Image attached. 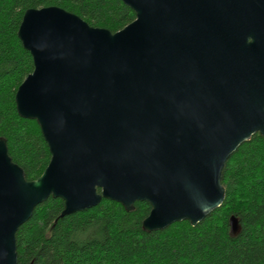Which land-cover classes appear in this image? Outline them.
Here are the masks:
<instances>
[{
  "label": "water",
  "instance_id": "95a60500",
  "mask_svg": "<svg viewBox=\"0 0 264 264\" xmlns=\"http://www.w3.org/2000/svg\"><path fill=\"white\" fill-rule=\"evenodd\" d=\"M121 1L135 20L115 33L58 7L23 14L33 71L16 110L51 157L28 181L0 138V264H17L16 233L49 197L60 218L105 199L147 202L144 232L195 227L224 202L230 156L264 139V0Z\"/></svg>",
  "mask_w": 264,
  "mask_h": 264
},
{
  "label": "trees",
  "instance_id": "16d2710c",
  "mask_svg": "<svg viewBox=\"0 0 264 264\" xmlns=\"http://www.w3.org/2000/svg\"><path fill=\"white\" fill-rule=\"evenodd\" d=\"M58 7L89 26L115 33L135 20L121 0H0V138L12 161L32 181L50 152L36 121L21 118L15 93L33 71L17 32L26 10ZM222 206L197 226L177 222L144 232L150 212L136 202L127 213L102 199L96 207L60 218L64 202L49 197L16 233L17 264H264V139L256 134L227 160ZM99 192V190H98ZM238 230L230 233L231 218Z\"/></svg>",
  "mask_w": 264,
  "mask_h": 264
}]
</instances>
